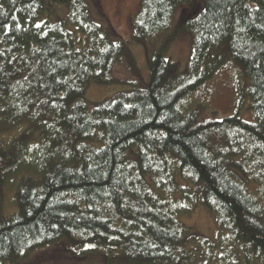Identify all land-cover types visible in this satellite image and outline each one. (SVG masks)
Listing matches in <instances>:
<instances>
[{
    "label": "trees",
    "instance_id": "trees-1",
    "mask_svg": "<svg viewBox=\"0 0 264 264\" xmlns=\"http://www.w3.org/2000/svg\"><path fill=\"white\" fill-rule=\"evenodd\" d=\"M193 1L142 0L131 41L169 30ZM181 29L192 34L186 71L157 53L147 82L91 107L87 87L129 57L127 42L111 40L88 0H0V99L22 123L0 144V175L21 172L16 210L0 215V264L63 240L130 264H264V0H204ZM223 44L250 79L253 122L189 107ZM198 206L217 242L180 221Z\"/></svg>",
    "mask_w": 264,
    "mask_h": 264
},
{
    "label": "rangeland",
    "instance_id": "rangeland-1",
    "mask_svg": "<svg viewBox=\"0 0 264 264\" xmlns=\"http://www.w3.org/2000/svg\"><path fill=\"white\" fill-rule=\"evenodd\" d=\"M93 19L105 27L112 41L127 42L129 57L117 63L101 83L87 87L86 100L93 107L119 91H127L138 83H145L149 77V57L157 53L171 58L178 64L180 72L186 71L192 52V34L181 27L188 19L195 18L204 8V0H194L190 5H180L173 16L169 30L149 38L144 43L131 41L132 17L138 13L142 0H88ZM62 9V8H61ZM60 10V9H59ZM67 9L59 18L67 15ZM59 13V11H58ZM53 20L54 16L52 17ZM219 61L214 76L208 78L203 87L189 98L190 108H200L205 115L215 112L217 118L238 115L246 121H255L252 101L248 94L250 79L245 70L232 60L227 44L211 52L205 64ZM1 100V99H0ZM0 102V144H7L20 132L22 123L13 120L14 111ZM24 127V125H23ZM47 155L46 152H43ZM24 169V168H23ZM22 169V171H23ZM27 171L28 170H24ZM0 175V215L7 216L16 210L14 202L15 180L21 172ZM181 184L185 182L179 179ZM180 221L196 236L218 241L219 229L212 214L198 206L190 215H180ZM78 251V252H77ZM68 240L45 246L31 253L19 264H130L118 250L109 253L101 249L96 253L80 255Z\"/></svg>",
    "mask_w": 264,
    "mask_h": 264
}]
</instances>
